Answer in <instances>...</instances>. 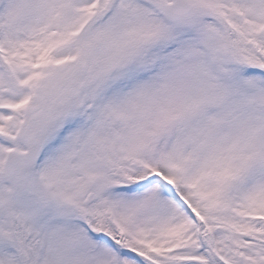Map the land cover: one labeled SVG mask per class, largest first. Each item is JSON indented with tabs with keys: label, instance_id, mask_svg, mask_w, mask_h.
Here are the masks:
<instances>
[{
	"label": "snow or ice",
	"instance_id": "snow-or-ice-1",
	"mask_svg": "<svg viewBox=\"0 0 264 264\" xmlns=\"http://www.w3.org/2000/svg\"><path fill=\"white\" fill-rule=\"evenodd\" d=\"M0 264H264V0H0Z\"/></svg>",
	"mask_w": 264,
	"mask_h": 264
}]
</instances>
